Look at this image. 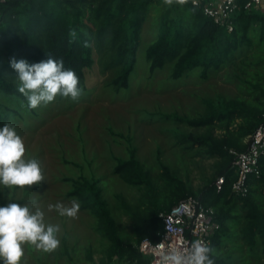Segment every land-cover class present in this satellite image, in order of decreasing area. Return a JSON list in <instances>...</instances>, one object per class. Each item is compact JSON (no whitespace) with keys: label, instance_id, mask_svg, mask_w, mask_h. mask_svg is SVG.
I'll return each mask as SVG.
<instances>
[{"label":"trees","instance_id":"obj_1","mask_svg":"<svg viewBox=\"0 0 264 264\" xmlns=\"http://www.w3.org/2000/svg\"><path fill=\"white\" fill-rule=\"evenodd\" d=\"M232 22L228 32L190 0L0 1V125L30 109L17 89L12 58L29 62L60 58L75 71L81 89L86 87V75L97 71L112 96L130 89L140 64L148 77L166 72L172 82H183L191 74L205 81L221 73L223 80L237 87L231 98L201 100L203 111L197 115L161 113L155 119L171 125L162 130L170 134L173 147L213 160L210 176L201 186L183 181L161 159L158 172H153L130 142L124 157L111 156L112 174L143 189L136 206L121 194L114 196L116 207L130 220V241L118 233L102 195V178L79 173L62 179L69 186L65 198L78 200V211L94 219V230L107 241L99 264H148L149 257L138 250L139 242L157 241L162 229L159 214L186 196L213 208L217 228L209 244L214 264L264 259V148L259 175L247 179V193L232 191L234 152L246 148L245 138L264 114V13L241 9ZM219 177L223 183L217 189Z\"/></svg>","mask_w":264,"mask_h":264},{"label":"rangeland","instance_id":"obj_2","mask_svg":"<svg viewBox=\"0 0 264 264\" xmlns=\"http://www.w3.org/2000/svg\"><path fill=\"white\" fill-rule=\"evenodd\" d=\"M144 73L140 64L130 89L112 96L103 87L102 76L95 71L86 75V87L76 99L57 94L47 104L30 108L10 121L22 137L23 155L40 161L43 179L32 185L0 188V204L10 200L35 201L46 222L60 225L56 249L44 251L25 242L21 264H99L108 244L94 230V219L84 211L70 217L48 208L57 202L70 205L72 200L64 196L69 186L62 179L79 173L102 178V195L118 233L124 241L131 240L130 220L116 207L114 196L121 194L125 201L136 206L143 189L128 186L113 175L110 161L112 155L125 156L127 142L136 147L137 157L153 172H158L161 159L194 187L209 178L213 160L190 156L173 147L170 134L162 130L171 125L155 119L161 113L197 115L203 111L201 100L237 94L235 83L223 80L221 73L205 81L191 74L183 82L168 81L166 72L149 77ZM250 264H264V259Z\"/></svg>","mask_w":264,"mask_h":264},{"label":"clouds","instance_id":"obj_3","mask_svg":"<svg viewBox=\"0 0 264 264\" xmlns=\"http://www.w3.org/2000/svg\"><path fill=\"white\" fill-rule=\"evenodd\" d=\"M171 4L173 0H165ZM183 3V0H179ZM10 67L15 70L19 81L18 91L27 99L29 108L47 104L57 94L76 99L82 89L78 76L72 68H66L60 58H48L29 62L24 58H12ZM22 137L14 124L0 125V188L32 185L43 179L40 161L27 157ZM80 204L72 200L70 205L62 202L49 204L61 216H76ZM60 225L46 222L44 212L36 202L19 203L10 200L0 204V264H21L22 244L27 242L36 249L52 251L59 245L57 233ZM214 250L209 243L196 239L184 250H174L169 259L171 264H214L210 253Z\"/></svg>","mask_w":264,"mask_h":264},{"label":"built area","instance_id":"obj_4","mask_svg":"<svg viewBox=\"0 0 264 264\" xmlns=\"http://www.w3.org/2000/svg\"><path fill=\"white\" fill-rule=\"evenodd\" d=\"M190 1L192 6L201 8L205 16L228 32H232L233 16L241 9L247 12L264 13V0ZM245 141L246 148L234 152L233 160L236 178L232 184V191L242 196L248 191V177L259 175V154L264 148V114L262 122L252 134L245 138ZM215 181L217 189H220L223 183L222 178L219 177ZM213 214L212 207L204 206L197 198L186 196L169 210L161 211L159 218L162 221V229L158 233L157 241L143 239L138 244V250L149 257L148 264H171L169 256L174 250H184L196 239L209 243L211 235L217 228Z\"/></svg>","mask_w":264,"mask_h":264}]
</instances>
